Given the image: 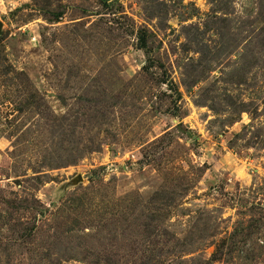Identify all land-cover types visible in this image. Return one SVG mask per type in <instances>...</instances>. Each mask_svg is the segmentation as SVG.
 I'll list each match as a JSON object with an SVG mask.
<instances>
[{"label": "rangeland", "instance_id": "374dc122", "mask_svg": "<svg viewBox=\"0 0 264 264\" xmlns=\"http://www.w3.org/2000/svg\"><path fill=\"white\" fill-rule=\"evenodd\" d=\"M0 22V264H264V0Z\"/></svg>", "mask_w": 264, "mask_h": 264}, {"label": "water", "instance_id": "95a60500", "mask_svg": "<svg viewBox=\"0 0 264 264\" xmlns=\"http://www.w3.org/2000/svg\"><path fill=\"white\" fill-rule=\"evenodd\" d=\"M2 26H3V24L0 22V34L2 32Z\"/></svg>", "mask_w": 264, "mask_h": 264}]
</instances>
